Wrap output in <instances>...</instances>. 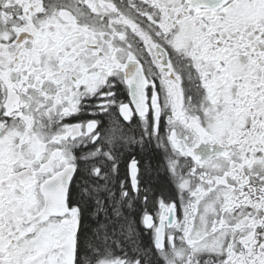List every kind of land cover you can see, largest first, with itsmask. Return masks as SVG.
<instances>
[{"label": "snow or ice", "instance_id": "obj_1", "mask_svg": "<svg viewBox=\"0 0 264 264\" xmlns=\"http://www.w3.org/2000/svg\"><path fill=\"white\" fill-rule=\"evenodd\" d=\"M0 264H264V0H0Z\"/></svg>", "mask_w": 264, "mask_h": 264}]
</instances>
